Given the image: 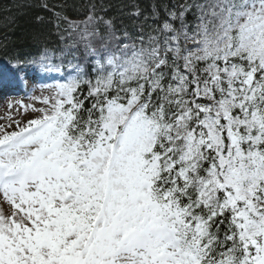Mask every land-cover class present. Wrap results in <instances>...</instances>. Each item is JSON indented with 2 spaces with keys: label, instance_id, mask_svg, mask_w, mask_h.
Masks as SVG:
<instances>
[{
  "label": "snow or ice",
  "instance_id": "6c2138e0",
  "mask_svg": "<svg viewBox=\"0 0 264 264\" xmlns=\"http://www.w3.org/2000/svg\"><path fill=\"white\" fill-rule=\"evenodd\" d=\"M35 6L55 40L0 38L42 105L0 123V264H264V0Z\"/></svg>",
  "mask_w": 264,
  "mask_h": 264
},
{
  "label": "trees",
  "instance_id": "16d2710c",
  "mask_svg": "<svg viewBox=\"0 0 264 264\" xmlns=\"http://www.w3.org/2000/svg\"><path fill=\"white\" fill-rule=\"evenodd\" d=\"M40 0H0V38L7 37L10 48H15L21 53H27L34 50L35 45L43 43L46 39L55 40V37H49L48 33L52 31V26L48 23L51 18V12L35 6ZM87 0H48L49 5H56L67 8L68 15L72 19H82L80 13L85 11ZM106 6H109L108 15L116 18L117 26L121 21L125 25H131L134 21L129 15L134 11L133 6L138 5L145 12L149 11L155 0H103ZM42 17L41 22L37 17ZM36 35L37 39H33ZM6 57L0 54V64L4 63ZM1 67V66H0ZM1 74V73H0ZM9 82L5 81L4 84Z\"/></svg>",
  "mask_w": 264,
  "mask_h": 264
},
{
  "label": "rangeland",
  "instance_id": "374dc122",
  "mask_svg": "<svg viewBox=\"0 0 264 264\" xmlns=\"http://www.w3.org/2000/svg\"><path fill=\"white\" fill-rule=\"evenodd\" d=\"M6 80L4 79L2 82H5ZM46 83H52L53 81H45ZM13 86L15 87L16 90H19L21 93H17V94H12V95H9V96H4L2 98H0V123H3V124H8L9 121L7 119V116L9 115V103L12 102L13 104L15 103V101L17 100H23L24 103H36V106L37 107H40L42 105H40L38 102H34L31 100V96L33 94L35 95H39V91H35L33 92V88L31 85L28 86V90L29 91H23L19 85L20 84H14L12 83ZM12 116L16 119H20L21 118V114H22V110L18 111L17 109H13L12 112H11ZM23 117L24 119H28L30 118L29 117V114L28 113H23Z\"/></svg>",
  "mask_w": 264,
  "mask_h": 264
},
{
  "label": "bare ground",
  "instance_id": "6f19581e",
  "mask_svg": "<svg viewBox=\"0 0 264 264\" xmlns=\"http://www.w3.org/2000/svg\"><path fill=\"white\" fill-rule=\"evenodd\" d=\"M3 65H4V63H3V64H0V66H1V67H0V73H1V74H0V81H1L2 79H4L3 76H2V73L4 72V71H3V67H4ZM4 70H5V68H4Z\"/></svg>",
  "mask_w": 264,
  "mask_h": 264
}]
</instances>
